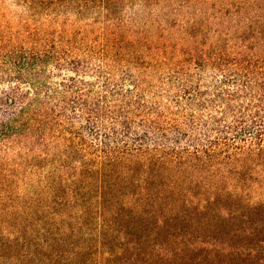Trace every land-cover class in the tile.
<instances>
[{
	"label": "trees",
	"instance_id": "trees-1",
	"mask_svg": "<svg viewBox=\"0 0 264 264\" xmlns=\"http://www.w3.org/2000/svg\"><path fill=\"white\" fill-rule=\"evenodd\" d=\"M0 264H264V0H0Z\"/></svg>",
	"mask_w": 264,
	"mask_h": 264
}]
</instances>
